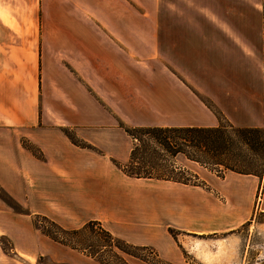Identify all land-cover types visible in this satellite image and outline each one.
I'll list each match as a JSON object with an SVG mask.
<instances>
[{
	"label": "crops",
	"instance_id": "obj_1",
	"mask_svg": "<svg viewBox=\"0 0 264 264\" xmlns=\"http://www.w3.org/2000/svg\"><path fill=\"white\" fill-rule=\"evenodd\" d=\"M200 1L0 0V130L24 134L43 153L40 160L15 148L29 160L16 177L28 174L40 183L84 177L88 182L77 181V188L88 196L85 204L99 208L100 186L113 175L101 169L99 156L71 146L62 128L112 147L107 151L117 156L118 146L125 145L118 121L215 127L221 121L215 104L235 127L264 128V77L249 65L260 42L247 38L245 25L221 14L217 0ZM99 129L107 130L104 139ZM185 160L191 170L190 164L203 168ZM229 172L254 178L256 189L262 177ZM113 185L125 183L118 179ZM229 186L236 194L254 191L235 179ZM109 193L106 201L118 208L124 202L115 196L125 203L140 199L139 193ZM144 194L157 197L165 211L163 187ZM57 195L44 199L56 202Z\"/></svg>",
	"mask_w": 264,
	"mask_h": 264
},
{
	"label": "rangeland",
	"instance_id": "obj_2",
	"mask_svg": "<svg viewBox=\"0 0 264 264\" xmlns=\"http://www.w3.org/2000/svg\"><path fill=\"white\" fill-rule=\"evenodd\" d=\"M242 1L239 6L217 0V7L236 24L245 25L247 38L260 42L259 54L249 59V65L264 77V0ZM262 101L264 106V95ZM212 108L221 123L228 122L215 104ZM118 126L125 133L118 156L107 151L112 147L94 145L75 129L62 128L71 146L99 156L101 169L113 175L109 184L100 186L99 208L85 204L86 194L77 188V181L88 182L84 177L67 182L50 178L44 183L33 182L28 174L16 177V172H23L22 162L25 168L29 165L20 152L40 160L43 153L24 134L0 130V264H263L264 170L256 189L254 178L223 172L217 166L190 164L191 170L184 155L178 154L173 158L177 168L173 174L185 182L132 177L125 171L134 140L126 129L137 126L122 121ZM106 131L99 129L97 135L104 139ZM118 179L125 185L112 186ZM234 179L254 187L253 194L233 193L229 184ZM162 187L167 195L165 211L158 208L157 197L149 194L147 199L144 194L146 188L157 192ZM109 190L139 193L140 199L125 203L115 196L117 202H124L118 208L107 202ZM48 194H58L57 201L44 199ZM41 204L49 208L42 209Z\"/></svg>",
	"mask_w": 264,
	"mask_h": 264
},
{
	"label": "trees",
	"instance_id": "obj_3",
	"mask_svg": "<svg viewBox=\"0 0 264 264\" xmlns=\"http://www.w3.org/2000/svg\"><path fill=\"white\" fill-rule=\"evenodd\" d=\"M126 131L134 140L125 171L132 177L185 182L173 174L177 169L173 158L178 154L200 166H217L223 172L261 176L264 170L262 127L220 122L215 127L137 126Z\"/></svg>",
	"mask_w": 264,
	"mask_h": 264
}]
</instances>
